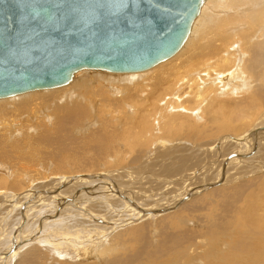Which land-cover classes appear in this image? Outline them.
Instances as JSON below:
<instances>
[{
  "label": "bare ground",
  "instance_id": "1",
  "mask_svg": "<svg viewBox=\"0 0 264 264\" xmlns=\"http://www.w3.org/2000/svg\"><path fill=\"white\" fill-rule=\"evenodd\" d=\"M44 89L0 98V264H264V0H204L171 57ZM226 114L235 130L209 140L203 166L210 155L156 158L181 147L164 144L166 122L203 133ZM102 160L116 167L89 168ZM203 195L204 234L178 217Z\"/></svg>",
  "mask_w": 264,
  "mask_h": 264
},
{
  "label": "water",
  "instance_id": "2",
  "mask_svg": "<svg viewBox=\"0 0 264 264\" xmlns=\"http://www.w3.org/2000/svg\"><path fill=\"white\" fill-rule=\"evenodd\" d=\"M204 0H0V98L82 69L142 71L184 44Z\"/></svg>",
  "mask_w": 264,
  "mask_h": 264
},
{
  "label": "rangeland",
  "instance_id": "3",
  "mask_svg": "<svg viewBox=\"0 0 264 264\" xmlns=\"http://www.w3.org/2000/svg\"><path fill=\"white\" fill-rule=\"evenodd\" d=\"M87 70H89V69H87ZM90 71H92V69H90ZM97 70H93V72H96ZM102 71V70H101ZM148 71V70H147ZM108 72V71H107ZM144 72V71H143ZM146 72V71H145ZM79 74H81V73H79ZM84 74L85 73H83V74H81L80 76H84ZM78 76V75H77ZM175 86V85H174ZM58 88H60V87H58ZM44 90H46V89H44ZM155 105V103L152 105V107H150L149 109L151 110L152 108H153V106ZM222 107H224L223 106V104L222 103H219L217 106H216V108L217 109H222ZM254 116V115H253ZM231 119H232V116H230V115H228V114H226V115H224L223 116V118H222V122H221V124H214V123H211L210 124V130H204L203 131V133H199L198 132V130L199 129H196L195 127H194V125L193 124H191L188 120H179V119H175L176 121H174V122H172L171 123V125H167V122H166V124H165V133L163 134V137L165 138V139H167L166 141H165V145L168 143V142H171V143H173L174 144V146H176L177 148H178V146L177 145H179V146H181V147H179L178 148V150L177 151H175L174 153H172L173 151H168L167 149H157L158 151L156 152V158H158V159H160V160H162L163 161V158L165 159V161L168 159V157L170 158L171 156H174V155H179V156H192V157H195V156H200V158H203V156L206 158V156L207 155H210V157H208V158H206L205 159V161L204 162H202V163H200L199 164V166H203L204 164H206L207 163V161L213 156V151L210 153V151H208L207 150V147L209 146V140H213V139H215V137L217 136V133H219V132H222V131H227V130H231V133L235 130L234 128H230V126H228V123H230V121H231ZM204 120H199V123H202ZM240 121H242V120H240ZM146 122V125L144 124ZM181 123H183L185 126L184 127H180V124ZM248 125V124H247ZM247 125H245L244 127H246ZM150 127H151V120H150V118H149V115H146L145 117H143V118H141V120H139L138 122H137V125H136V129L138 130V129H141L143 132H144V134H146L147 133V131H149L150 130ZM155 128H156V125L154 126ZM154 128V129H155ZM243 128V127H242ZM241 127L240 128H238V130H241L242 129ZM135 129V130H136ZM244 129V128H243ZM242 129V130H243ZM247 129H245V131H246ZM176 137V138H175ZM208 137V138H207ZM156 140H157V138H159V136L158 137H154ZM160 138H162V137H160ZM171 138H173V139H171ZM177 138H179V139H177ZM182 138V139H181ZM193 138H195V140H192ZM154 139V140H155ZM175 140V141H174ZM204 141V142H203ZM201 142H203L204 143V146L202 147V146H200V144L198 145V143H201ZM120 143L122 144H124V142H123V140H121V138H120ZM178 143V144H177ZM181 143V144H180ZM184 143V144H183ZM197 143V144H196ZM145 144L146 145H148V141L145 139ZM183 144V145H182ZM193 144V145H192ZM152 145H154L153 143H152ZM184 145H190V146H192V148H193V150H191L190 148H186ZM198 145V146H197ZM182 146H184V148L182 147ZM206 146V147H205ZM156 147V146H155ZM157 148V147H156ZM161 148H163V146H161ZM182 149V150H181ZM161 150H162V152L164 153H162L161 152ZM166 150V151H165ZM186 150V151H185ZM202 150H204V151H202ZM206 150L208 151L207 153H206ZM205 152V153H204ZM228 152V151H227ZM169 153V154H168ZM159 154H160V156H159ZM212 155V156H211ZM162 157V158H161ZM213 158V157H212ZM180 159H181V157H180ZM198 160V159H197ZM165 161H163V162H165ZM180 161V160H179ZM1 162V161H0ZM206 162V163H205ZM188 163H190V160H189V162ZM113 164L114 163H112L111 161H109V162H107L106 160H102L96 167H89V168H93V169H102L101 167H105V168H103L102 170H106V169H109V168H112V167H116V166H113ZM202 164V165H201ZM100 165V166H99ZM110 166V167H109ZM233 166H234V175L232 174V179H235V178H237V177H239V176H241V174H240V172H239V169H237V167L238 166H236V163H235V165L233 164ZM71 167V168H70ZM70 167H68V168H66V171H78V169H76L75 167L76 166H70ZM122 167V166H121ZM127 167V166H126ZM64 169L65 168H63V170L62 171H64ZM161 168H159V166L156 168V170L158 171V170H160ZM149 170V169H148ZM254 170V171H253ZM207 171L209 172V173H213L215 170H213V169H211V171H210V169H207ZM248 171V173L250 174V176H254L255 175V173H257L259 170L258 169H249V170H247ZM61 173H63V172H61ZM158 173H159V171H158ZM144 174V172L142 173V175ZM246 174V175H245ZM264 174V173H263ZM63 175V174H62ZM160 176H162L163 174H159ZM164 175H167V174H164ZM238 175V176H237ZM57 176H61L60 174H58ZM243 176L244 177H247L248 178V176H247V173H243ZM7 179L9 178V177H6ZM247 178H245V180L247 181L246 182V184H248V182H249V184L251 185V186H253V182H256L259 178L258 177H251L250 179H247ZM253 178V179H252ZM239 180H240V178H238ZM237 179V180H238ZM151 181H152V179H151ZM150 181V182H151ZM154 182V181H153ZM153 182H151V183H153ZM156 183V181L152 184V185H154ZM232 183H234V182H232L231 181V183H229V184H232ZM147 186H149V185H147ZM2 187V186H1ZM0 187V195H2L3 196V194H2V192L3 191H5V189L3 190L2 188ZM165 187H167V186H165ZM8 191H12V189H7ZM6 190V191H7ZM167 190H169V189H167ZM93 191H95V190H93ZM208 193H206L205 194V196L207 195ZM210 194V197H209V195L208 196H206V199L207 200H211V199H209V198H212V194L211 193H209ZM216 196V195H215ZM214 195H213V198H216ZM208 197V198H207ZM205 199V197H204V195H203V198L202 197H200V200H201V203H200V201H199V203L197 204V206H196V204L194 205H191V208L193 207L194 209H196V210H194L193 208L191 209V208H189L188 209V207H186V208H183V210L182 211H180L179 213H178V217H180L181 218V215L182 214H180V213H182V212H184L183 214L184 215H187V214H185L186 212L189 214V215H191L192 216V221H193V218H195V219H197V220H195L194 222H196V223H193L194 225L192 226H190V228H193L194 227V229H201V231H202V234H204V232H203V230L206 232L207 231V226H206V224H207V222L208 221H206V216L204 217V215L205 214H202V216L200 215V213H203L204 211L207 213L208 212V210H210L209 209V205H208V202L209 201H207ZM207 202H206V201ZM38 204V205H37ZM36 205L41 209H39V208H36V210L37 209H39V211H41V212H39L38 210L37 211H34V212H32V214H33V217L34 216H36L37 215V213L39 214V215H43V213H44V211H45V209L46 208H48V207H45V205H44V203L43 202H41V201H39L38 203H37ZM199 204H201L200 206H201V208L199 207ZM44 205V206H43ZM45 207V208H44ZM190 207V206H189ZM198 208H199V210H198ZM207 208V209H206ZM192 211H191V210ZM47 210V209H46ZM197 210L199 211V214H198V212H197ZM55 211V210H54ZM53 211V212H54ZM186 211V212H185ZM189 211V212H188ZM194 211V212H193ZM197 213H196V212ZM46 213H47V211H45ZM53 212L51 213V214H53ZM204 212V213H205ZM36 213V214H35ZM35 214V215H34ZM180 214V215H179ZM193 214H197V216H193ZM188 215V217L190 218V216ZM200 215V216H199ZM199 216V217H198ZM32 217V218H33ZM202 217H204V218H206V219H204V218H202ZM6 218V217H5ZM57 218H58V216L56 215V212H55V215H54V220H57ZM189 218H183V219H189ZM204 219V220H203ZM208 220V219H207ZM176 222H177V220H176ZM203 224L201 227L199 226V225H201V223ZM206 222V223H205ZM52 224H56V223H52ZM199 224V225H198ZM200 227V228H197L198 226ZM195 226H197V227H195ZM205 226H206V228H205ZM8 227V226H7ZM30 227H32L31 225H30ZM47 229L49 228V226L48 227H46ZM206 229V230H205ZM50 229H48V231H45V233L47 232L48 233V235L49 234H51V233H49L50 231H49ZM192 230V229H191ZM194 232H196L195 230H193ZM58 236H54L53 238H60L59 236H60V234H57ZM67 235H69V236H75V235H73V233L72 232H70V233H68ZM51 237H52V235H50ZM80 238V237H79ZM78 238V239H79ZM81 239V238H80ZM87 239H91V238H83V241L84 240H87ZM60 239H58V241H59ZM142 245V244H141ZM128 253H131V254H126V256H131L132 255V251H130V252H128ZM261 257H264V254L261 256ZM163 260H161V262H162ZM264 262V261H263ZM233 264H236V263H233Z\"/></svg>",
  "mask_w": 264,
  "mask_h": 264
}]
</instances>
